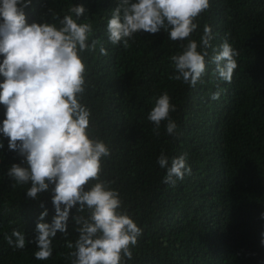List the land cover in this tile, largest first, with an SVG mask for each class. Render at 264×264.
<instances>
[{"label":"trees","instance_id":"obj_1","mask_svg":"<svg viewBox=\"0 0 264 264\" xmlns=\"http://www.w3.org/2000/svg\"><path fill=\"white\" fill-rule=\"evenodd\" d=\"M118 2L31 0L24 12L28 25L59 28L64 15L76 19L72 6L86 9L77 23H90L88 43H98L81 53L86 65L81 102L91 111V138L110 150L101 160L100 179L119 193L122 211L142 230L126 264H264V0H210L186 40L173 41L163 30L141 31L127 48L108 40L107 23ZM206 26L214 38L206 49L205 74L194 87L171 79L177 74L171 57L182 54L189 39L201 51ZM225 39L239 53L231 83L219 79L211 63L213 49ZM3 59L0 55V64ZM216 92L219 98L211 99ZM163 93L176 107L170 118L177 129L169 135L162 121L157 136L147 117ZM5 112L0 104V127ZM8 142L0 132V264H71L69 253L75 249L67 245L78 239L73 217H87V210L72 209L67 234L58 232L52 240L53 255L37 260L36 244L28 241L35 239L45 210L43 222H52V196L49 191L33 200L26 196L30 184L13 187L7 172L21 157ZM162 151L169 165L186 155L191 168L175 187L162 182L166 169L157 163ZM13 230L24 234V249L7 243L5 236Z\"/></svg>","mask_w":264,"mask_h":264},{"label":"clouds","instance_id":"obj_2","mask_svg":"<svg viewBox=\"0 0 264 264\" xmlns=\"http://www.w3.org/2000/svg\"><path fill=\"white\" fill-rule=\"evenodd\" d=\"M30 3L0 0V55L4 57L0 74L5 77L0 84V104L6 107L0 132L9 140L8 149L21 157L20 163L8 169L7 176L14 181L13 187L30 184L26 192L30 199L50 191L55 209L50 224L43 222L47 210L41 213L35 239L28 243L36 244L37 260L49 259L57 233L67 234L71 210H87V217H73L78 239L67 245L75 249L69 253L71 264H126L125 258H132L130 246L137 244L142 230L122 211L119 193L100 179L101 160L110 155V150L103 141L91 138V111L81 102L86 90V65L81 53L94 50L98 41L89 45L92 25L77 23L86 12L82 5L69 10L76 19L64 15L57 28L44 22L28 25L24 9ZM209 8L210 0H119L107 23L108 40L127 48L134 34L163 30L171 40L184 41L198 28L197 18ZM213 38L211 28L206 26L201 51L197 42L189 39L182 54L171 57L177 74L170 78L194 87L205 74L206 49ZM100 52L107 54L103 47ZM213 53L211 63L217 77L231 83L239 53L227 39ZM219 96V92L213 93L211 99ZM170 99L167 93L160 95L148 114L157 136L162 121H167L169 135L177 129L170 118L176 111ZM157 163L166 169L162 181L166 185L175 187L178 180L191 174L186 155L173 158L169 165L162 151ZM90 181L95 183L89 186ZM5 239L17 249L25 248V236L20 231L13 230Z\"/></svg>","mask_w":264,"mask_h":264}]
</instances>
